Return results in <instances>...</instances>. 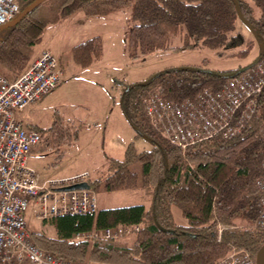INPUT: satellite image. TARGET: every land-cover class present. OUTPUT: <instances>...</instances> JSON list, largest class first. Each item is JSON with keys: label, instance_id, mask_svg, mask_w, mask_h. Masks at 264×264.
<instances>
[{"label": "trees", "instance_id": "obj_1", "mask_svg": "<svg viewBox=\"0 0 264 264\" xmlns=\"http://www.w3.org/2000/svg\"><path fill=\"white\" fill-rule=\"evenodd\" d=\"M33 1L17 0L19 13ZM237 1L255 41L264 45V0ZM41 7L51 10V16L37 15ZM127 8L130 26L124 43L127 56L134 61L156 51L199 46L231 49L244 43L241 34L232 33L240 19L232 0H44L18 23L0 30V73L8 78L20 75L49 24L78 11L100 18ZM181 31L183 43L169 46V36ZM252 47L253 41L247 42L241 55ZM102 48L101 37L95 36L75 45L69 54L83 68L101 58ZM259 57H264V49ZM240 69L190 65L125 83L117 101L121 112L134 130L144 134L135 131V136H145L152 146L138 149L129 142L121 158L107 157L106 174L90 178L89 184L95 192L135 191L142 202L99 208L95 214L56 216L49 220L56 236L31 229L33 243L56 257L99 264H215L233 248L244 249L254 258L264 244V231L253 227L264 195L256 186L257 178L264 175V142L256 135L264 123V87L237 135L220 133L184 152L152 127L142 106L143 98L154 89H161L166 99L182 101L204 88L220 89ZM53 126L40 131L44 135ZM173 207L186 223L176 221ZM117 225L139 228L131 241L72 238L76 233ZM218 226H222L220 235Z\"/></svg>", "mask_w": 264, "mask_h": 264}, {"label": "built area", "instance_id": "obj_2", "mask_svg": "<svg viewBox=\"0 0 264 264\" xmlns=\"http://www.w3.org/2000/svg\"><path fill=\"white\" fill-rule=\"evenodd\" d=\"M19 13L17 0H0V25ZM65 80L53 51L46 47L25 70L14 78L0 73V264H99L56 257L37 247L27 227L26 213L35 220H50L65 214H95L97 193L66 187L88 182L87 171L68 177L41 179L29 165L31 151L40 145L43 134L18 116L27 105L42 100ZM264 87V57L231 75L220 89L204 88L182 101L166 99L161 89L150 91L142 106L152 127L183 152L193 144L217 134L233 137L251 117ZM264 142V123L256 131ZM264 168V159L262 161ZM264 192V175L256 180ZM253 227L264 231V195ZM139 225H117L76 233L73 239H119L134 235ZM220 235L222 226H218ZM215 264H256L244 249H232Z\"/></svg>", "mask_w": 264, "mask_h": 264}, {"label": "rangeland", "instance_id": "obj_3", "mask_svg": "<svg viewBox=\"0 0 264 264\" xmlns=\"http://www.w3.org/2000/svg\"><path fill=\"white\" fill-rule=\"evenodd\" d=\"M128 11H130L129 8H127V10H119L112 12L105 17H97V20H95V32L101 35L106 42L107 58L98 66L96 73L93 74L96 75L97 80L103 82V84H108L106 80L111 72L116 75L117 80H121L125 84L134 81H144L154 73L161 72L168 68H179L182 66L200 65L209 70H228L252 63L264 49V45L255 41L254 35L250 29L238 19L235 23V30L232 33H239L244 37V43L239 47L216 50L209 48L208 46H199L191 50L178 52L156 51L141 58L139 61H133L127 56L125 49H122L121 42L117 38L118 33H121L125 29H129L130 23L124 22V18L128 16ZM37 13V15L44 18L51 16V10H47L45 7H41ZM75 19L76 16L66 19L63 24L59 26L58 38L60 40L71 35V28L75 27V24H73ZM52 29H57V27L54 28L53 26H48V32L44 39L48 37L49 31H52ZM183 39V31L176 35H170L168 45L179 46L183 43ZM249 41H253V47L249 49L245 56H243L241 53L247 48V42ZM41 44L36 48H39ZM33 59L32 56L27 66ZM68 71L69 70L67 69V72ZM93 74L91 75V78L93 77ZM123 87L124 85L115 82L113 89L110 87L107 88L116 95V99L118 100ZM115 90L117 92H115ZM52 97L53 96H48L42 100V102L40 100L29 104L23 111L18 113L20 118L27 120L29 119L28 114L30 112L31 114L38 115L42 111V108L47 107L48 110L45 112L46 116L43 117H47V119L49 118V120L52 121V125H54L52 130L44 132V140L40 143L43 150H45V153L42 156L43 158L37 163H34V161L30 159V163L36 166L39 172H43L45 176L54 178L71 174L80 170V167L89 170L93 175V178L103 177L106 174V167L104 164H106L107 159L103 156V150L100 146V130L94 129L93 138L89 139L85 136L81 138V140L80 137L76 138V135L80 134L81 110L79 106L76 104L66 105L57 110L51 106L53 103ZM132 131H134V129ZM85 132L86 131H83V133ZM132 141L138 149H147L152 146V142L149 139L145 137H136L135 134ZM109 154L110 156L117 158H120L121 156V153L118 152H110ZM62 156L63 159L61 160ZM96 193L98 206L100 208L120 207L142 202L139 193L135 191H99ZM172 212L178 223H186V221H183L177 208L173 207ZM26 219L29 230L35 229L46 232V229L42 227L44 220L33 219L30 211H27ZM241 224L242 223L239 222V225ZM133 238L134 235H128L122 239L125 241H131Z\"/></svg>", "mask_w": 264, "mask_h": 264}, {"label": "crops", "instance_id": "obj_4", "mask_svg": "<svg viewBox=\"0 0 264 264\" xmlns=\"http://www.w3.org/2000/svg\"><path fill=\"white\" fill-rule=\"evenodd\" d=\"M127 15L128 16L130 15V11L127 12ZM74 16H76V19L73 22V24H75L74 25L75 27L71 28L72 30V33H70L71 35L66 38L64 37L65 39L63 40L62 39L60 40L58 38L59 26H61V24H63V22L66 19L73 18ZM128 16L124 18L125 23H129ZM96 18L97 17H91V18L85 17L81 11H78L73 15L65 19H62L57 24H49L48 26H53L54 28L57 27V29H52V31H49L48 37L44 39L46 33L48 32V26L46 27L42 36V40L39 43V44L42 43L41 46L39 48H36L38 47L39 45L38 44L34 47L33 58L37 57L44 48L49 47L53 51L55 56L58 58L59 63L61 62L64 64V66L61 67L64 71L65 80L48 96H53L52 97L53 103L51 106L57 110L58 108L60 107L62 108L66 105L68 106V105L76 104L79 106L81 110L80 134L76 135V138L80 137V140L84 136L88 137L89 139L93 138L94 129H99L101 133L100 146L102 147L103 150L102 152L103 156H105L107 159V157H114V156H110L109 154L110 152H118L121 153L120 156L121 158L124 154L127 144L132 141L135 131H132L133 130L132 127L128 124V122L124 118L120 106L117 102L118 100L116 99V95L111 91H109L107 88L110 87L111 89H113L114 83L116 82L115 80H117L116 75L113 72H111L110 76L107 77L106 80L108 84H103V82L98 81L97 76L94 75L96 73V69L98 68V66L102 62H104V60H106L107 58L106 57L107 49L105 46L106 42L101 35L95 32L94 29L96 25L95 20H97ZM126 31L127 29L117 34V38L121 42V47L123 50L125 49L124 36ZM95 36H99L102 39V45H103L102 56L99 60L93 61L89 66L82 68L74 61L72 56L69 54V51L75 45ZM139 60H141V58L135 61H139ZM249 64L238 67L242 68ZM67 69L69 70L68 72ZM92 74L93 77L91 78ZM10 78H14V77H10ZM115 92L117 91L115 90ZM46 97H44L42 100H44ZM47 110H48L47 107L42 108V111L38 115L31 114L30 112L28 114L29 119L27 120L20 117L19 118L23 120L25 123L37 128L38 130L48 129L53 125H52V121L49 120V118L47 119V117L45 118L43 117L46 116L45 112ZM83 131L86 132L83 133ZM44 137L45 135H43V139ZM44 153L45 150H43L41 144L38 145L36 148H34L29 156V165L37 171L41 179L54 178L50 176H45L43 172H39L37 167L30 163V159H32L34 163L41 161L40 159L43 158L42 156L44 155ZM62 159L63 156L61 157V160ZM107 164H108L107 162L106 164H104L106 168H107ZM83 171H87L90 174V177L93 178L91 172L83 167H80V170H77L71 174L61 177H68L75 173H79ZM61 177H57V178H61ZM183 221H185V219H183ZM42 227L46 229V232L44 233L55 234V235L47 234L48 236L50 237L56 236L55 228L53 224L49 222V220H44Z\"/></svg>", "mask_w": 264, "mask_h": 264}, {"label": "water", "instance_id": "obj_5", "mask_svg": "<svg viewBox=\"0 0 264 264\" xmlns=\"http://www.w3.org/2000/svg\"><path fill=\"white\" fill-rule=\"evenodd\" d=\"M43 1L44 0H34L21 13H19L14 19L10 20L9 22H7V23H5L3 25H0V30L5 28V27H8V26H10L12 24L18 23L24 16H26L34 8L38 7ZM232 1H233L234 5H235V8H236V11L238 13V16H239L240 20L250 29V31H252L251 24L244 20V17L242 15L241 10H240L238 1L237 0H232ZM115 81L118 84L124 85V82L121 81V80H115ZM134 131H136L137 133H139L141 135H144L143 133L139 132L138 130H134ZM143 137H145V136H143ZM66 188L67 189H82V188L88 189V188H90V184L88 182H82V183H77V184L70 185V186H68ZM255 263L256 264H264V244L256 252Z\"/></svg>", "mask_w": 264, "mask_h": 264}]
</instances>
